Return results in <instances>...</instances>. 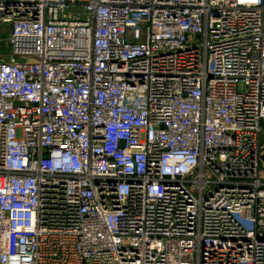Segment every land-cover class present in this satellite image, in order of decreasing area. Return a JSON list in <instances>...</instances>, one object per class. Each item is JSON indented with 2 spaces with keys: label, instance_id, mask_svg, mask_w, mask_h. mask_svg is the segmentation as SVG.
<instances>
[{
  "label": "built area",
  "instance_id": "obj_1",
  "mask_svg": "<svg viewBox=\"0 0 264 264\" xmlns=\"http://www.w3.org/2000/svg\"><path fill=\"white\" fill-rule=\"evenodd\" d=\"M264 0H0V264H264Z\"/></svg>",
  "mask_w": 264,
  "mask_h": 264
},
{
  "label": "rangeland",
  "instance_id": "obj_2",
  "mask_svg": "<svg viewBox=\"0 0 264 264\" xmlns=\"http://www.w3.org/2000/svg\"><path fill=\"white\" fill-rule=\"evenodd\" d=\"M263 154H264V149H263ZM263 167H264V155H263Z\"/></svg>",
  "mask_w": 264,
  "mask_h": 264
}]
</instances>
